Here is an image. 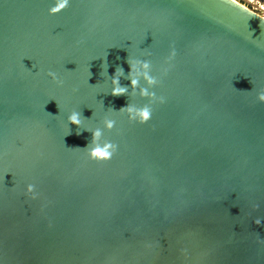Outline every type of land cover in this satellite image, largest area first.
Returning <instances> with one entry per match:
<instances>
[{
  "label": "water",
  "instance_id": "water-1",
  "mask_svg": "<svg viewBox=\"0 0 264 264\" xmlns=\"http://www.w3.org/2000/svg\"><path fill=\"white\" fill-rule=\"evenodd\" d=\"M53 3L0 0V264H264V19L232 0ZM133 59L158 83L137 65L111 95ZM127 103L151 118L109 110ZM97 127L107 161L69 148Z\"/></svg>",
  "mask_w": 264,
  "mask_h": 264
},
{
  "label": "clouds",
  "instance_id": "clouds-1",
  "mask_svg": "<svg viewBox=\"0 0 264 264\" xmlns=\"http://www.w3.org/2000/svg\"><path fill=\"white\" fill-rule=\"evenodd\" d=\"M227 3V0H225ZM233 3H238L239 0H232ZM256 3L259 4V0H256ZM69 5V0H54V3L48 8V13L50 15H55L62 11L64 8H66ZM262 8H264V5H261ZM252 11H256L253 9ZM261 19H264V11L257 12L256 13ZM175 55V50L173 49L170 51L169 56L166 59H171ZM129 65V71L127 76L124 74V69L121 67H117L114 74L111 75V91L110 94L113 96H121V95H127L128 94V88L129 86H122L120 84V78L124 76L125 79H128L130 81V87L135 89L137 85L139 84V81L134 78L133 73L136 70L137 65L140 66V68L143 69V72L141 73L144 81L147 85L150 87L153 85H156L158 83L157 78L152 76L150 74V63L147 60H139V59H133L128 62ZM107 62H106V56H105V62L102 63V69L104 72L107 70ZM30 70V69H28ZM47 75L51 77V79L57 84L62 85L63 81L58 78L57 73L54 71L49 70L47 72ZM91 76V73L89 72V77ZM150 87H141L139 92L142 97L148 98L151 103L153 101L159 100L160 102H163V97H157L155 92L150 90ZM256 100L260 103H264V89L259 90L256 93ZM151 103H145L140 106L133 105L131 103H127L126 106H123L119 108V110L109 109L110 111H120V112H126L128 115V119L130 121H136L138 123H146L152 115V108ZM58 107V105H57ZM52 115L51 113H49ZM81 117L82 114L77 111H72L67 116V122L68 124H73L77 126V129L81 125ZM103 128L107 130L113 129L115 126V121L111 118L105 117L103 120ZM86 131H89L91 133V138L87 145L85 147H69V148H75V149H83L86 151V154L89 159L96 160V161H107L111 159L113 154L115 153L117 149V145L109 140H103L101 142V137L103 136V131L101 128L97 127L95 129H85ZM70 134L67 133L66 135ZM77 134H80V131H77ZM26 193L32 194V197L35 198L36 193L34 191V185L27 184L25 187ZM258 207V206H257ZM257 225L261 224V220L257 218L254 221Z\"/></svg>",
  "mask_w": 264,
  "mask_h": 264
},
{
  "label": "rangeland",
  "instance_id": "rangeland-1",
  "mask_svg": "<svg viewBox=\"0 0 264 264\" xmlns=\"http://www.w3.org/2000/svg\"><path fill=\"white\" fill-rule=\"evenodd\" d=\"M239 2L249 9H255L258 12L264 11V8L261 7V5H264V0H259V4L256 3V0H239Z\"/></svg>",
  "mask_w": 264,
  "mask_h": 264
},
{
  "label": "built area",
  "instance_id": "built-area-1",
  "mask_svg": "<svg viewBox=\"0 0 264 264\" xmlns=\"http://www.w3.org/2000/svg\"><path fill=\"white\" fill-rule=\"evenodd\" d=\"M252 10V9H251ZM256 13L258 12L257 10L255 11Z\"/></svg>",
  "mask_w": 264,
  "mask_h": 264
}]
</instances>
